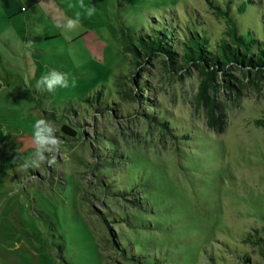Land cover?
Segmentation results:
<instances>
[{"label": "rangeland", "instance_id": "obj_1", "mask_svg": "<svg viewBox=\"0 0 264 264\" xmlns=\"http://www.w3.org/2000/svg\"><path fill=\"white\" fill-rule=\"evenodd\" d=\"M230 1L247 0H6L19 12L10 18L0 0V264H264V241L249 236H264V74L230 71L241 89L218 92L222 130L196 102L197 69L178 72L158 55L137 69L119 43L121 25L135 31L194 13L223 36L229 24L213 3ZM255 1L237 15L243 32L260 25L264 0ZM77 13L80 26L63 31ZM52 69L76 86L37 91ZM132 71L151 84L177 137L117 95L118 77ZM98 92L113 111L86 101ZM40 118L61 151L54 165L25 169Z\"/></svg>", "mask_w": 264, "mask_h": 264}, {"label": "trees", "instance_id": "obj_2", "mask_svg": "<svg viewBox=\"0 0 264 264\" xmlns=\"http://www.w3.org/2000/svg\"><path fill=\"white\" fill-rule=\"evenodd\" d=\"M252 6H256L255 0H247L236 6H233L231 1L223 5L213 3V7L223 13L229 24L228 30L220 37L213 35L207 21L195 13L189 20L179 21L177 24L167 20H153L155 19L153 18L148 25L143 24L139 30L135 31L126 25H121L119 27L121 50L132 55L137 69L151 55L164 57L169 67L178 72H191L192 69H197L201 81L196 102L206 107L208 122L218 123L223 130L226 124V108L224 103L218 100V92L224 88L233 93L236 90L240 93L241 89L239 85L231 81L235 76L230 71H240L245 77H248L250 73L264 74V20L262 19L264 13L258 21L259 26H256V23L251 25L245 22L249 26L245 25L244 32L237 20V15H244ZM258 28H262V36ZM142 75L132 71L128 77H118L117 95L125 100L136 102L141 109H137L138 113L177 137L175 130L181 128L171 126L172 121L167 119L158 104L151 98L152 86ZM123 78H128L133 88L129 87V83L122 82ZM1 87L0 84V89ZM103 96V92H98L96 96L87 98L86 101L100 106L101 111L110 109L113 111V107L109 106L110 103L108 104L105 99L102 101ZM114 104L116 102L113 101ZM146 108L149 110L146 111ZM62 131L70 137L76 135V132L67 124L63 125ZM189 135L186 133L184 137H189ZM4 138V133L0 131V143ZM113 154L112 158L118 160L112 162L116 165L121 164L122 155L117 150L113 151ZM134 192V190L129 192L121 191V189L117 191L122 196H133L135 200L132 201L136 203L139 200L133 194ZM262 229L264 233V228ZM254 231L255 234H249V236L255 240L254 244L261 246L264 236L259 229ZM116 245L120 244L116 242Z\"/></svg>", "mask_w": 264, "mask_h": 264}, {"label": "clouds", "instance_id": "obj_3", "mask_svg": "<svg viewBox=\"0 0 264 264\" xmlns=\"http://www.w3.org/2000/svg\"><path fill=\"white\" fill-rule=\"evenodd\" d=\"M83 7V4H81ZM95 9H90L88 15H92ZM81 24L80 14L77 13L75 19H67L60 25L63 31L72 32ZM76 81L73 79L71 84L66 73L52 69L45 74H42L36 82L35 88L40 92L53 93L59 88L75 87ZM32 144L34 152L31 157L26 159L22 165L23 168L29 167L39 169L42 164L46 163L52 166L56 163L57 155L61 151V139L56 135V129L53 124L47 119H36L32 125Z\"/></svg>", "mask_w": 264, "mask_h": 264}, {"label": "crops", "instance_id": "obj_4", "mask_svg": "<svg viewBox=\"0 0 264 264\" xmlns=\"http://www.w3.org/2000/svg\"><path fill=\"white\" fill-rule=\"evenodd\" d=\"M2 6L4 8V10L10 15V18H12L13 16H15L16 14H19L18 11H15V6L14 3H10L7 4L6 0H2ZM24 9V7H21V11Z\"/></svg>", "mask_w": 264, "mask_h": 264}]
</instances>
